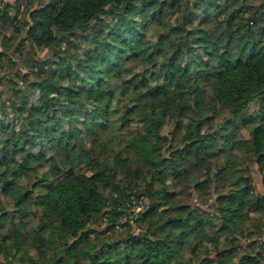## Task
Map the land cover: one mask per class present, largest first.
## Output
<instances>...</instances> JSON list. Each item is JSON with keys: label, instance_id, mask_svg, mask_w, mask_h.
<instances>
[{"label": "trees", "instance_id": "1", "mask_svg": "<svg viewBox=\"0 0 264 264\" xmlns=\"http://www.w3.org/2000/svg\"><path fill=\"white\" fill-rule=\"evenodd\" d=\"M3 85L0 264H264V0H0Z\"/></svg>", "mask_w": 264, "mask_h": 264}, {"label": "rangeland", "instance_id": "2", "mask_svg": "<svg viewBox=\"0 0 264 264\" xmlns=\"http://www.w3.org/2000/svg\"><path fill=\"white\" fill-rule=\"evenodd\" d=\"M2 1H5V2H7V1H9V2H14L15 0H2ZM47 52H48V49H42L40 52H39V56L40 57H45V55L47 54ZM25 54H27V53H21V54H19L18 52L16 53V55L14 54V56H16L17 57V60H20V59H18V58H20L19 56H21V55H25ZM29 55H31V54H29ZM136 59V57L134 58V60ZM51 60H53V59H51ZM22 61V60H21ZM20 68H21V70L25 73V72H28L29 70L25 67V66H23V65H21V66H19ZM134 70H135V72H139L140 70H141V68H135L134 67ZM29 73V72H28ZM27 73V75L26 76H28L29 74ZM138 77L140 76V73L137 75ZM137 76H135V78L137 77ZM18 80V83H20V84H26V83H28V79L26 78V77H24V78H22V79H17ZM4 87H5V85H3L2 87H0V90H3V92L5 91V89H4ZM4 96H5V98H7L9 95H7L6 93L4 94ZM257 104H255V103H252V105H251V110H253V109H255V108H257ZM218 115H219V117L221 116V113H219V111L218 112H216ZM140 127V123L138 122V120H130V119H127V118H124L123 119V121H122V129H123V133H124V137L125 138H127V136H128V132L129 131H132V130H134L135 128H139ZM169 128H171V127H167L166 129H165V132H167L168 130H169ZM244 137H248V136H250L249 135V132H248V130L247 129H245V128H242L241 129V132H240ZM245 159V157L244 158H242L241 160H240V162H242V164L245 166L246 164H248L250 167H251V172H252V174H253V176H254V182L257 184V187H258V189L259 190H263V183H262V177H261V174H260V172H259V169H258V167H257V165H256V163H254L255 161L253 160H250V157H248L247 158V160H244ZM244 163H246V164H244ZM90 173L89 172H87L86 173V175H89ZM204 206H207V205H205L204 204ZM257 212H255L254 211V214H256ZM140 229L139 228H137V231H139ZM1 261H2V259L0 258V263H1ZM183 264H188V262L187 261H185V262H183Z\"/></svg>", "mask_w": 264, "mask_h": 264}]
</instances>
